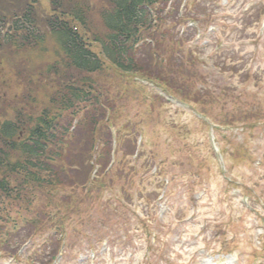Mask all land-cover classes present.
<instances>
[{
  "label": "rangeland",
  "instance_id": "obj_1",
  "mask_svg": "<svg viewBox=\"0 0 264 264\" xmlns=\"http://www.w3.org/2000/svg\"><path fill=\"white\" fill-rule=\"evenodd\" d=\"M90 1L95 9L104 7L102 0ZM252 1L255 4L244 0L220 2L222 10L215 17L219 22L207 29H198V33L182 49L187 56L176 46L166 44L168 53L176 54L171 55L179 72L173 75L175 82L179 83L178 86L173 85L174 91L191 103L199 100L203 110L213 112L222 122L233 119L239 127L228 129L216 126L204 114L208 119H200L208 125L204 129L197 121L199 117L196 113L199 111L178 101L179 98L171 95L173 91L165 94L150 82L137 79L138 86L128 84L126 79L117 76L130 93L132 87L141 90L129 96L131 103L140 109L129 107L121 112L126 115L124 123H139L136 134L142 141L140 150L153 155L134 161L129 176L135 175V188L143 184L146 192L152 193L150 207L158 204L157 217L153 216L154 209H148L149 217L129 221L127 212L122 209L123 214L112 221L114 229L121 232H115L102 244L91 241L85 229L77 228L84 232L74 242L70 237L69 243H75V247L66 252L62 264H90L92 254L96 255L95 264H218L226 259L230 264H264V26L256 18L264 8V0ZM47 2L39 0L35 3L37 19L50 15ZM29 3L30 0H16L10 9L15 8L13 12L22 15ZM252 5L258 6L257 9L243 17ZM3 10H7L5 4ZM2 14L7 17L8 11ZM93 28L103 31L98 18ZM48 38L46 47L55 44L54 39ZM85 38L92 42L89 35ZM188 47L193 56H189ZM91 48L98 51L95 43H91ZM22 51L25 61L36 67L40 64L45 67L54 59L53 53H45L36 47H31L28 53L25 49ZM12 52L11 49L4 50L6 57L0 53V67L6 68L0 71V96L1 91H6L8 96L14 97L20 80L29 75L28 72H24L25 76L16 75L15 68L20 58L16 51ZM179 55L192 61L188 59L185 62L178 58ZM108 69L115 73L113 69ZM194 69L193 74L198 75L195 79L192 78ZM153 70L162 75V69L153 67ZM110 73L106 72L107 75L103 74L101 78L110 85L118 84L119 79L113 81L107 77ZM64 74L65 79L77 86H82L86 77L73 69H66ZM132 75L127 80L143 76ZM200 79L205 83L198 82ZM25 85L20 90H24ZM82 90L87 91L83 87ZM36 105L40 104L34 98L26 106L29 110L24 112L32 118L38 116L40 113ZM145 106H150L147 111L154 113L146 116L143 113ZM0 108H4L0 109V120L16 113L14 106L1 100ZM207 138L212 152L213 144H219L225 150L230 166H218L220 160L217 157L220 156L216 151L213 152L214 159L210 158L204 164L203 157L209 154L205 143ZM183 148L187 153L188 149L193 151L186 154ZM186 155L197 166L201 161L206 173L198 167L194 169L190 161L182 158ZM149 158L150 163L145 164ZM222 170L225 171L223 174ZM116 195L115 191H106L102 199L112 198L111 201L116 203ZM96 217L98 223L100 216ZM43 239L44 236L36 241V245H41ZM110 240L116 243L110 244ZM89 243L94 245L89 247ZM107 244L109 249L105 250ZM222 253L231 254L226 256ZM0 264L5 263L2 260Z\"/></svg>",
  "mask_w": 264,
  "mask_h": 264
},
{
  "label": "trees",
  "instance_id": "obj_2",
  "mask_svg": "<svg viewBox=\"0 0 264 264\" xmlns=\"http://www.w3.org/2000/svg\"><path fill=\"white\" fill-rule=\"evenodd\" d=\"M152 4L153 0H105L104 7L106 6V8H103L98 15L97 10L92 6L86 7L82 4L78 6L73 3L70 16L73 21L79 24L80 29L93 35L94 41L101 45L105 57L110 60L107 62L119 72L143 75L154 81L165 82L161 84L167 87L169 84L162 75L158 74L157 70H153V67H157L154 55L149 49L150 46L144 48L146 50L138 52L139 45L146 34L150 32L152 34V31H160V24L153 19L151 14ZM26 18L28 19V16L25 15L24 19L26 20ZM97 18L100 19L103 31H96L93 28ZM5 20H7L5 16L0 17V31L3 33L0 36V39H2L0 42H4L10 47H13L15 42L38 44L48 38L47 32H41L35 27L30 29L29 27L32 24H27L29 21L15 22L14 28L10 26L12 28L6 30ZM46 25L56 42L57 49H54V55L57 57L56 61L60 60L61 62L56 65L54 63L55 66L48 69L45 66L42 71L43 69L44 71L54 70L53 73L59 76L60 68H72L78 72L88 74L103 70L104 62L91 52L85 43V39L77 32L76 27L71 26V22L57 18ZM52 45L54 46V44ZM178 85L179 83L175 86ZM68 89L72 90V88ZM196 101L199 100L196 99ZM8 144L0 149V206L5 203L25 201L27 205L29 203V210L34 213L32 206L35 205L34 197L38 192L41 191V194H47L51 191L49 197L52 198L51 194L58 189L62 190L75 185H78L79 188L87 181L93 168V166H90L93 140H90L84 146V149L80 151L83 153H78L76 157L68 159L70 166L75 165L80 170L76 173L81 178L77 182L71 180V178L68 179L65 173L59 172L57 176L53 171L51 172L50 166L44 160L46 154L43 152L46 144L45 135L41 136V143L38 141L37 147L42 150L34 147L28 141L22 142L19 147L12 144V142ZM126 147H128V144H126ZM56 157V159L61 160L58 155ZM107 159L108 156L103 159L100 158L97 163L104 167L107 164ZM45 166L46 169H44ZM85 169H88V171L83 172ZM70 174H74L73 171H70ZM14 184L15 187L12 186ZM15 197H19L20 200L15 201ZM48 204L49 198H46L39 204V207L48 209ZM60 207L63 208V204L60 203L58 206H54V209L57 210Z\"/></svg>",
  "mask_w": 264,
  "mask_h": 264
}]
</instances>
